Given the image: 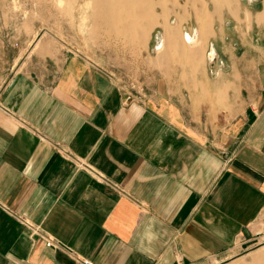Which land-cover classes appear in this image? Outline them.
<instances>
[{
  "label": "crops",
  "instance_id": "obj_1",
  "mask_svg": "<svg viewBox=\"0 0 264 264\" xmlns=\"http://www.w3.org/2000/svg\"><path fill=\"white\" fill-rule=\"evenodd\" d=\"M252 42L187 92L160 75L132 93L78 56L15 74L0 92V264H227L261 244Z\"/></svg>",
  "mask_w": 264,
  "mask_h": 264
},
{
  "label": "rangeland",
  "instance_id": "obj_2",
  "mask_svg": "<svg viewBox=\"0 0 264 264\" xmlns=\"http://www.w3.org/2000/svg\"><path fill=\"white\" fill-rule=\"evenodd\" d=\"M91 1L0 0V92L15 74L43 75L70 56L105 70L132 93L160 75L175 90L187 92L198 87L196 81L218 57L231 65L228 57L241 58L252 49V40L264 47V0H199L207 14L203 26L193 0H165L156 5L158 22L138 41L112 32L96 18V3ZM167 30L176 33L177 47L165 43ZM188 118L194 128L205 130L201 118ZM262 250L264 241L227 264H264V259L252 261Z\"/></svg>",
  "mask_w": 264,
  "mask_h": 264
},
{
  "label": "bare ground",
  "instance_id": "obj_3",
  "mask_svg": "<svg viewBox=\"0 0 264 264\" xmlns=\"http://www.w3.org/2000/svg\"><path fill=\"white\" fill-rule=\"evenodd\" d=\"M94 1L96 3L95 6L97 8L95 13L96 18L102 21L103 23H106L112 32L113 31L116 32L117 36L119 33H121L123 35H126V38L129 36L131 39H133V41L134 40L138 41L141 38L142 39L147 38L148 29H150L151 26L155 25L158 22L157 14H156V5L165 4L166 2L165 0H94ZM87 4L89 5V3ZM175 4L177 3L175 2ZM193 6L195 9H197L200 12L198 13V18L200 19L201 24L203 26V24L207 21V14L202 13L204 8L203 3H200L199 0H193ZM163 19L164 18L162 17V20ZM123 35L121 37H123ZM175 36L176 33L174 31L167 30V33H165L164 35L165 43L167 42L168 47H172L171 44H175L176 45L175 47H177L178 42L175 41ZM198 37H200L199 30H198ZM200 41L201 39H199V42ZM166 50H164L163 52H165ZM213 55L214 52L212 51L209 57L213 59ZM263 251L264 250L260 251L261 253L253 255L252 261L256 262L259 261V259H264Z\"/></svg>",
  "mask_w": 264,
  "mask_h": 264
},
{
  "label": "built area",
  "instance_id": "obj_4",
  "mask_svg": "<svg viewBox=\"0 0 264 264\" xmlns=\"http://www.w3.org/2000/svg\"><path fill=\"white\" fill-rule=\"evenodd\" d=\"M187 42H188V41H187ZM47 245H48V246H51V245H52V242H48ZM83 263H84V264H93V263H92L91 261H89V260H84Z\"/></svg>",
  "mask_w": 264,
  "mask_h": 264
}]
</instances>
